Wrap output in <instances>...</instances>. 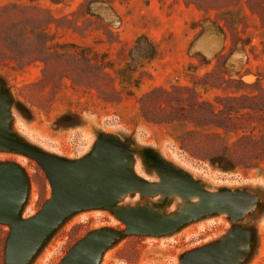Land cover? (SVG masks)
Wrapping results in <instances>:
<instances>
[{"label": "rangeland", "instance_id": "obj_1", "mask_svg": "<svg viewBox=\"0 0 264 264\" xmlns=\"http://www.w3.org/2000/svg\"><path fill=\"white\" fill-rule=\"evenodd\" d=\"M82 1L0 0V6H37L62 17ZM114 5L107 22L122 42H107L95 28L84 32L82 16L70 15L82 29H57L54 23L51 32L69 50L75 43L92 54L108 53L116 68L144 64L147 73L134 96L107 102L97 89L68 78L52 89L42 80L41 62H0V264H264V161L247 169L222 157H193L181 148L180 137L195 127L149 122L139 103L146 91L193 86L196 76L207 73L213 74L209 81L227 88H198L202 101L258 93L257 86L264 87V0ZM225 63L224 76L232 81L219 80ZM251 123L264 124L259 118ZM221 132L229 145L239 137ZM36 153L88 179L77 192L75 179H53V187ZM187 180L213 196L186 186ZM134 184L145 193L131 191ZM228 192L242 196L244 209L237 215L240 204ZM116 209L137 232L128 231ZM162 220L171 221L170 231L161 233L167 228ZM147 230L161 234L139 233Z\"/></svg>", "mask_w": 264, "mask_h": 264}, {"label": "trees", "instance_id": "obj_2", "mask_svg": "<svg viewBox=\"0 0 264 264\" xmlns=\"http://www.w3.org/2000/svg\"><path fill=\"white\" fill-rule=\"evenodd\" d=\"M114 6V0H83L76 11L62 17L37 6L18 3L0 6V62L8 59L23 65L41 62L42 80L52 89L68 78L73 85L97 89L107 102L117 103L124 96H134L147 73L144 64L116 68L108 53L94 51L92 54L91 48L75 43L71 44L74 50H69V45L56 42L51 32L54 23L57 29H82L70 15L82 16L87 25L84 32L95 28L106 35L107 42H122L107 22L114 17ZM226 67L227 63L219 67V80L232 81L224 76ZM212 75L196 76L193 86L156 87L144 92L139 97L141 113L149 122L193 125L195 128L180 137L181 148L193 157H222L230 166L254 168L264 161V124L260 127L251 123L258 118L264 122V87L257 86L258 93L218 99L217 104L202 101L198 88L206 92L227 88L209 81ZM184 90L189 91V96L184 95ZM211 127L215 130L202 129ZM221 130L226 134L235 132L239 137L229 145Z\"/></svg>", "mask_w": 264, "mask_h": 264}, {"label": "water", "instance_id": "obj_3", "mask_svg": "<svg viewBox=\"0 0 264 264\" xmlns=\"http://www.w3.org/2000/svg\"><path fill=\"white\" fill-rule=\"evenodd\" d=\"M110 144H113L115 147H116V149H117V152H118V147H117V143H116V141L115 140H112V143H110ZM1 147V146H0ZM12 147H14V146H12ZM118 154H119V152H118ZM36 155H38V157H39V159H40V161H41V163L43 164V166L45 167V169H46V171H47V173H48V175H49V177H50V180H51V182H52V185H53V187H54V184H53V179H75V180H77L78 182H77V184L78 185H76L74 188H75V191L77 192L78 190H79V188L78 187H80L84 182H86V181H84V179H88V178H86L85 177V174L83 175L82 173L81 174H79V173H76L75 172V170L73 169L74 167H70V166H68L67 165V167H61L60 165H59V162H57V161H54L53 162V165H49L48 164V162H47V159H41V157H40V154H37L36 153ZM120 155V154H119ZM93 156V155H92ZM96 156H98V155H96ZM93 159H91V160H94V158H96L95 156L94 157H92ZM63 160V159H62ZM64 161H66V160H64ZM6 163H10V162H6ZM99 163V162H98ZM98 163H95V165H97V169H98V171L100 172L101 171V169H102V167H103V164H102V162H100L99 163V165H98ZM1 164H3V163H1ZM0 164V165H1ZM14 164V163H13ZM16 165V164H15ZM102 165V166H101ZM86 166V165H85ZM81 167H83V165L81 166ZM80 167V168H81ZM79 169V167H76V169ZM82 170V169H81ZM83 171V170H82ZM100 177H102V175H101V172H100ZM103 178V177H102ZM92 179V178H91ZM134 179H140V178H136V177H134ZM178 179V178H177ZM94 181V180H93ZM140 180H137V182H139ZM93 184V183H92ZM162 184V182H160V185ZM94 185V184H93ZM185 185L186 186H188V187H190L191 189H194V190H197V191H200L201 193H202V195H204V196H206L207 198H211L212 196H213V194H211V193H209V191L207 190V189H203V188H201V186L200 187H195V186H193L191 183H190V181H186V183H185ZM95 186V185H94ZM158 186L159 185H156V186H154L153 187V189H157L158 188ZM139 188H140V186L138 185V184H134V185H132V187H130V190L131 191H141V192H144L145 193V188L144 189H140L139 190ZM213 191H215V190H213ZM217 192V195H219V193H218V191H216ZM53 194H54V188H53V193H52V196H53ZM169 194V193H168ZM168 194H166V195H168ZM226 195H230L231 196V198H232V200H233V204L234 205H236V203H239L240 205H236V207H238L236 210H235V215H237V212H239L240 211V209H241V211L244 209V207L242 206V205H244V202H243V200H241V195L240 194H237V193H234V192H228V193H226ZM90 205H93V204H90ZM105 205V204H104ZM46 206V207H45ZM44 206V208L40 211V212H42L44 209H46L47 208V205H45ZM87 206H89V205H87ZM116 211H117V213L118 214H120L126 221H127V223H128V231H131V232H137V231H134L132 228H131V221H130V217L129 216H124V214L123 213H121V212H119L117 209H116ZM230 211H232V210H230ZM234 211V210H233ZM240 211V212H241ZM229 212V211H228ZM39 214V213H38ZM183 220H186V219H181V220H179L178 222H176V228H177V226L179 225V223L181 222V221H183ZM162 222L165 224V226L167 227L164 231H162L161 233H163V232H165L166 230H169L170 231V224H172L171 223V221H165V220H162ZM156 233V234H161V233H157L156 231H152V230H147V231H145V232H139V233ZM89 238V237H88ZM87 238V239H88ZM15 240H16V233H15V230H14V228H13V226H12V232H11V236H10V239H9V243H8V260H9V262L11 261V259H13L12 257V253H13V247H14V242H15ZM86 241V240H85ZM85 241H83V242H85ZM83 242L81 243V244H83ZM80 244V245H81ZM79 245V246H80ZM78 246V247H79ZM77 247V248H78ZM76 248V249H77ZM75 249V250H76ZM74 250V251H75ZM242 252H243V250H242ZM242 252H241V254H242ZM73 253V252H72ZM72 253L69 255V257L67 258V262L69 261V258H70V256L72 255ZM190 254V253H189ZM188 254V255H189ZM241 254H240V256H241ZM187 255V256H188ZM186 256V257H187ZM240 256H239V258H240ZM239 258H238V260H239ZM66 262V263H67ZM237 263V262H236ZM65 264V263H64Z\"/></svg>", "mask_w": 264, "mask_h": 264}]
</instances>
